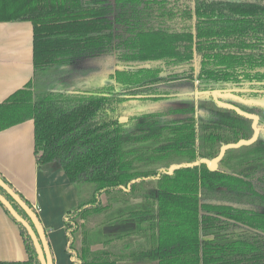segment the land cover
<instances>
[{
    "label": "trees",
    "instance_id": "trees-1",
    "mask_svg": "<svg viewBox=\"0 0 264 264\" xmlns=\"http://www.w3.org/2000/svg\"><path fill=\"white\" fill-rule=\"evenodd\" d=\"M11 21L32 24L33 73L0 102V130L32 119L38 165L55 161L78 189L93 186L86 197L78 193L77 206L63 217L69 264H118L109 250L91 248L90 220L109 209L103 194L119 201L148 180L156 183L154 208L116 209L114 223L134 219L135 232H150V247L127 257L154 264H264V167L215 164L226 145L248 140V133L234 122L231 134L199 123L192 91L190 103L170 101L196 80L201 95L217 102L232 98L264 109V0H0V22ZM61 66L88 70L37 89ZM227 105L241 114L237 104ZM258 115L255 127L264 130ZM174 158L184 160L169 164ZM157 162L167 166L144 169ZM0 193L32 224L1 186ZM0 206L27 252L0 264H40L26 228Z\"/></svg>",
    "mask_w": 264,
    "mask_h": 264
},
{
    "label": "crops",
    "instance_id": "crops-1",
    "mask_svg": "<svg viewBox=\"0 0 264 264\" xmlns=\"http://www.w3.org/2000/svg\"><path fill=\"white\" fill-rule=\"evenodd\" d=\"M32 73L31 22H0V102L22 88ZM34 149L32 119L0 130V173L36 209L54 264H69L72 258L64 250L63 217L77 206L79 190L57 162L38 165ZM58 232L62 234L60 245ZM25 258L18 227L0 206V260Z\"/></svg>",
    "mask_w": 264,
    "mask_h": 264
},
{
    "label": "rangeland",
    "instance_id": "rangeland-1",
    "mask_svg": "<svg viewBox=\"0 0 264 264\" xmlns=\"http://www.w3.org/2000/svg\"><path fill=\"white\" fill-rule=\"evenodd\" d=\"M111 66L107 68L110 69ZM73 68V69H72ZM99 66L94 67L93 70L98 69ZM112 68H119L117 64H113ZM86 68L79 69L77 67H66L61 66L59 68H55L52 73H50L47 77L43 78L39 84L37 85V89H44L48 87L55 80L67 76L69 73L80 72L82 74L87 73ZM166 84V83H165ZM172 87H171V86ZM197 81L195 80L193 84H189L183 92L184 89L176 85V83H168L164 85L166 88H171L174 90H178L183 94V97H176L171 99L172 103H190L192 100L189 99L188 93L191 91L194 92L193 101L197 105L199 109L198 121L199 123H203L208 125L207 127L218 126L221 128H225L227 130L229 125L232 122L235 124L242 125L245 131L248 133V140H241L238 142H231L229 145H226V148L223 149L220 153L221 161H215V164L218 167L225 169H233L238 170L240 168H245L249 163L257 165V168L264 167V130L256 129L255 120L256 115L264 116V109L256 106L247 105V103H240L237 100H233L232 98L227 100V103L232 102V104H237L241 109L239 113H234V111L228 108L227 103H220L215 100L214 97H211L209 93L205 95H201V93L196 89ZM223 104V106L221 105ZM245 109V110H244ZM258 115V116H259ZM256 116V117H255ZM201 132V128H199ZM228 131V130H227ZM231 134L230 131H228ZM233 136V134H232ZM231 138V137H230ZM219 148V147H218ZM216 150L214 147L212 148H204V151H212ZM206 153V152H205ZM257 156H261L258 158ZM184 159H172L169 164L180 163ZM167 166L165 162H157L153 164L146 165L144 169H156V168H164ZM93 189V186L90 184H84L79 188L78 193L83 196H88ZM155 190L156 183L154 180H148L144 184L140 185L139 189L136 191L134 195L124 196L119 201H111L104 194L101 196L103 204H110V207L104 213H101L99 216L91 218L90 220V241L91 248L93 249H106L109 250L112 254V257H116L119 259L118 264H154L150 259L144 257L141 262L136 261V256L127 257L126 255L130 252H137L144 248H149V235L150 232L147 230H142L139 232H135V228L137 223L134 219L123 218L124 220L114 223L118 212L117 208L130 207L133 205L140 204H148L150 206L155 205ZM224 194H219V196H223ZM233 199V198H232ZM148 219L142 221V226L145 227L148 223ZM134 229L131 233L125 234L127 230ZM237 229V228H235ZM59 238L58 242L61 244L62 234L60 232L56 233ZM78 236V241L76 246H80V236ZM148 235V236H147ZM64 250H62V255ZM121 256V257H120Z\"/></svg>",
    "mask_w": 264,
    "mask_h": 264
},
{
    "label": "water",
    "instance_id": "water-1",
    "mask_svg": "<svg viewBox=\"0 0 264 264\" xmlns=\"http://www.w3.org/2000/svg\"><path fill=\"white\" fill-rule=\"evenodd\" d=\"M0 186L21 206L29 216L32 224L24 219L12 206L9 200L0 193V203L3 204L14 219L27 230L35 247L40 264H54L45 229L37 214L27 203L0 177Z\"/></svg>",
    "mask_w": 264,
    "mask_h": 264
}]
</instances>
